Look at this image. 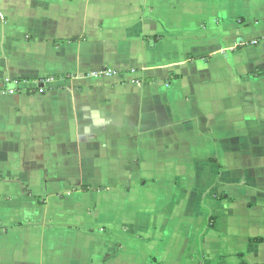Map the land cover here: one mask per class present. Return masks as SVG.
Instances as JSON below:
<instances>
[{
  "label": "crops",
  "instance_id": "crops-1",
  "mask_svg": "<svg viewBox=\"0 0 264 264\" xmlns=\"http://www.w3.org/2000/svg\"><path fill=\"white\" fill-rule=\"evenodd\" d=\"M257 70L264 0H0V264H264Z\"/></svg>",
  "mask_w": 264,
  "mask_h": 264
},
{
  "label": "trees",
  "instance_id": "trees-1",
  "mask_svg": "<svg viewBox=\"0 0 264 264\" xmlns=\"http://www.w3.org/2000/svg\"><path fill=\"white\" fill-rule=\"evenodd\" d=\"M264 74V70H257L256 72H255V75L256 76H261V75H263Z\"/></svg>",
  "mask_w": 264,
  "mask_h": 264
},
{
  "label": "rangeland",
  "instance_id": "rangeland-1",
  "mask_svg": "<svg viewBox=\"0 0 264 264\" xmlns=\"http://www.w3.org/2000/svg\"><path fill=\"white\" fill-rule=\"evenodd\" d=\"M200 221V220H199Z\"/></svg>",
  "mask_w": 264,
  "mask_h": 264
}]
</instances>
